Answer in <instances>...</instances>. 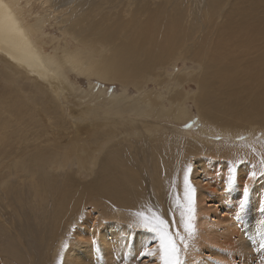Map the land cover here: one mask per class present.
I'll return each instance as SVG.
<instances>
[{
	"label": "bare ground",
	"instance_id": "6f19581e",
	"mask_svg": "<svg viewBox=\"0 0 264 264\" xmlns=\"http://www.w3.org/2000/svg\"><path fill=\"white\" fill-rule=\"evenodd\" d=\"M44 1L50 2V0ZM150 1L93 0L86 10H79L74 6L62 8L60 11L55 10L56 14L53 18L61 31L64 44L61 45V40L52 38L53 51L44 53L41 47H37L36 42L42 45L46 42L43 28L49 15L35 14L34 17H31V8H28L30 6L27 0H0V63L10 70L5 74L7 82L15 86V88L13 87L14 91H19L21 86L25 87L27 91L31 90V93L41 94L43 101L50 104L46 111L42 108V112L48 117V120H51L48 115L52 109V112L59 114L57 121H60L61 125L64 117L62 116L64 113L63 100L70 101L77 93H82L81 90H76L75 84L69 82L65 77L64 72H69L85 77L89 84L92 79L108 84H120L121 92L117 95L105 96L103 91L97 90L94 95L100 101L110 99L111 102H102L103 106L112 103L118 107L115 111L119 110L121 114L129 112L135 117L142 116L146 121V124H143L144 136L149 135L148 137L155 141L159 138L160 129L159 125L153 122V119L155 121L156 118L154 116L169 117L176 122L187 120L194 113L188 102L193 103L197 109V123L199 122L201 125L204 120L206 123L208 121L215 127V133L229 134L232 135V138L239 135V130H242L249 136L254 135L260 128H258L259 123H254L249 118L250 115L260 119L264 128V106L257 108L264 101H260L261 98L260 100L249 98L250 94L256 91L258 94L264 93V16L261 17L264 15V11H260L262 12L260 17H258L259 15L252 17L255 15L254 12H258L264 7V0H235L234 2L208 0L203 9L201 22H197V24L201 23L202 27H198L194 31L190 27L191 24L187 26L190 17L188 0H158L157 5ZM75 2L77 1L75 0ZM243 3H247V5H243ZM225 8L228 9L226 13H224ZM222 13L223 16H221ZM251 13L254 14L251 15ZM25 16H28L29 20H25ZM197 33H199V37L195 39L194 36ZM68 37L75 42V46L72 47ZM191 41L193 43L188 44ZM181 50L184 51L181 52ZM187 53L190 60L197 63V70L186 68L183 64L184 68L176 73L166 72V66L164 67L166 62L172 59L175 62L179 57L186 58ZM159 65L162 67L161 73L155 72V68ZM149 81L154 85L151 89L147 86ZM189 81L196 84V91L186 90V84ZM128 87L134 89L135 96H130L127 93ZM239 95L245 98V103H247L246 107L248 108H245L247 117H238L225 111V109H232L228 105L229 100L234 104V100L241 99L238 97ZM218 98H221L224 107L222 110L213 112L214 102ZM37 100L35 99L36 104H38ZM239 102L241 101L236 104ZM19 106L14 108L11 106V108L6 101H0V165L4 164L6 157H11L14 160L10 163L15 170H24L25 174H29L28 184L31 191L28 196L33 200L37 199L40 208H42L48 199L47 195L38 188L35 175L37 172L38 174L44 173V169L51 162L49 160L56 157L55 155L61 151V147L58 151L55 144L45 145L41 147V151H38L40 147L37 144L32 147L30 144H22L13 149L15 143L10 144L12 139L9 140L5 125L8 122H15L17 125L15 131L21 132L19 134L22 135L27 134L28 129H33L32 126L31 128L23 126L20 121L22 118H18V111L21 109ZM57 110H61V113ZM100 110L98 107L89 106L81 108L76 117L84 120L86 123L84 128H100L99 137H105V140L110 141L111 148L119 144V141H116L119 135L124 133L123 135L126 136L128 131L132 135L137 134L139 129L138 125H135L137 123L123 125L121 122L109 120L110 117H103ZM27 112L28 110L26 113H22L24 118L35 114L37 110L35 107H31L29 114ZM90 115L92 116L90 120L93 122L88 120ZM99 118L100 120H98ZM78 126L74 125L73 127L79 129ZM209 128V131L213 130L212 127ZM19 136L21 135L14 137L15 140ZM166 136L163 135L161 139L165 140L168 137ZM178 138L179 136L176 134L173 139L174 143L178 142ZM168 141L172 146L170 138ZM184 144L188 146L186 151L190 150L194 164L198 166L195 169L197 173L206 172L208 164L201 153V147L206 144H201L195 139L191 142L185 141ZM184 144L181 143L182 148ZM171 146H169L170 149H172ZM28 147L33 148L34 152L29 151ZM49 153L54 154L49 156ZM107 160L103 162V165L101 164L100 175L91 181L90 186L94 188L93 192L98 197L103 193L106 198L114 201L117 205L116 214H111L112 219L105 220L101 217L99 222L92 223L90 219L89 225L81 226L84 232L77 233L75 241L62 251L64 252L63 264H109L110 261H113L114 264H127L129 262H127L128 254H134L130 257L131 260H136L144 251H146V257H142L143 262L140 264H160V244L153 237V233L146 229L140 230L141 227L137 224L134 226L135 230L132 229L131 225L133 224L126 222L121 212V208H123L125 211L143 212L146 215L142 194L139 195L137 189L131 186L100 192V189L106 188L103 185H108L106 175L111 173L110 167L115 165L110 162L113 160L111 156H108ZM180 161L182 162V160ZM176 162L178 163V161ZM144 168L146 170V164H144ZM195 172L196 180L192 183L201 190L197 192L195 229L191 239L187 242L188 247L185 250L183 264L256 263L255 250L258 249L260 242H264V200L259 203L251 202L249 205H237L231 195L235 194L234 197L238 198V195H244L247 190H241L234 184L235 186H227L226 191H217L220 188L215 187L214 189L208 182L201 185L205 177L202 176L203 180L200 182L197 180L198 176ZM148 173L152 178L151 171L148 170ZM214 181L219 182L217 179ZM154 182L155 178L151 181V188L154 196L158 199ZM63 188L62 185L61 190L55 192L57 197L61 198V202L53 201L55 206L53 215H57L59 220L69 210L68 203L65 202L69 199H63L65 194H61ZM97 190L99 192H96ZM1 213L2 209L0 208V231L3 230L8 235L16 236L14 234L16 232L11 226H7L8 221ZM117 216L124 224L116 220ZM136 219L139 220V217ZM56 226L53 218L52 228L54 229ZM170 229L172 228L170 227ZM1 235L0 238H2ZM155 235L157 236V234ZM18 241L20 244L19 239ZM13 253L15 252L0 239V264H10ZM16 261L22 263L20 259ZM27 261L32 264L31 258H28Z\"/></svg>",
	"mask_w": 264,
	"mask_h": 264
},
{
	"label": "rangeland",
	"instance_id": "374dc122",
	"mask_svg": "<svg viewBox=\"0 0 264 264\" xmlns=\"http://www.w3.org/2000/svg\"><path fill=\"white\" fill-rule=\"evenodd\" d=\"M27 1L29 2L30 6L28 8H31V17H34L35 14L49 15V18L43 28V36H45L46 42L43 45L36 42L37 47H41L44 53L53 51L51 46L52 38L59 39L61 40V45L64 44L61 36V31L59 30V27L56 25L53 18L56 14L55 10L60 11L62 10V8H70L72 6H74L75 8H79V10H86L89 7V3L93 2V0H76L78 3L75 2V0H50V2H45L44 0ZM188 1V5L190 6V17L187 26L191 24L190 27L193 29L192 31H194V29L202 27V24H197V22H201L203 15L202 13L204 11L203 9L204 7H206L208 0ZM234 1L235 0H229V2ZM150 2L154 3L155 5L159 3L158 0H151ZM80 4L82 5L80 6ZM244 4L247 5V3H243V5ZM167 7L169 6L167 5ZM166 9L169 10L168 8ZM227 11L228 9L225 8L224 13H226ZM260 11H264V7H262L261 10H258V12H254L255 15H253L254 13H251V15H253L252 17H255L257 15H259L258 17H260V15L262 14V12ZM223 15L224 14L222 13L221 16ZM263 16L264 15H261V17ZM25 17V20H29L28 16ZM187 29L189 28L187 27ZM194 37L195 39H197V37H199V33L195 34ZM42 38L44 39V37ZM68 40L70 41L72 47L75 46V42L71 40L70 37H68ZM191 43L193 42L191 41L188 44ZM182 51L184 50H181V52ZM188 55L189 54L187 53V56H185L186 58L179 57L175 62L173 61V59L169 62H166L164 65V67L166 66V72L169 74L176 73L181 68H184V65L186 66V68L190 67V69L197 70V63L192 62ZM172 63L174 64L173 66L171 65ZM9 71L10 70L6 66L0 63V101H6V103L13 108L20 105L19 107L21 109H19L18 111V118H22L20 121L23 123V126H28V128H31V126L33 127L32 130L28 129L27 134L24 133V135H22L19 134L21 132L17 133V131H15L17 129V125L15 122V124L12 122H8L5 125L7 129H5L6 131H8L6 133H8V137L10 138L9 140L12 139L10 141V144L12 142L15 143L12 148L15 149L22 144H30L31 147L34 144H37V146L39 145L38 147H40L38 151H41V147H44L45 145L55 144L57 150L59 149V147H61V151H59L60 149L58 151L62 153L61 154L58 152V154L55 155L56 157L49 160L52 163L50 162V164H48L47 168L44 169V173L38 174L37 172L35 175V182H38L39 185L38 188H40V191L47 195L46 197L48 199L44 203L42 208H40L39 201L37 199L33 200L28 196L31 191L28 184L29 174H25L24 170H15L10 163L12 160H14L11 157H6L4 160V164L0 165V208L2 209L1 214L6 217L8 221L7 226H11L16 232L14 234L18 236L16 237L14 235H8L3 230L0 231V234H2V238H0L2 242L8 245V247L15 252L13 253L12 259L10 258L12 260L11 263L9 261L10 264H29L27 261L28 258L32 259V264H63L64 252L62 251L66 250L70 246L71 242L75 241L74 238L75 235L77 236V233L84 232L82 229L83 227L81 226L89 225L90 219L92 220V223L94 221L99 222L101 217L105 220L112 219L111 214H116L117 205L114 203V201L112 202L110 198H106L103 193L99 195L100 197H98L93 192L94 188L90 186L92 184L91 181L99 177L100 166L101 164L103 165V162L108 161V156H111L113 158V160H111L110 162H112L113 164L115 163V165L114 167L113 165L110 167L111 173L109 175H106V181L108 182H105L109 185V188L108 185H103L106 186V188L102 186L105 189H100V192L115 189L117 187L119 189H122L123 187L128 188L131 186L137 189L139 195L142 194V197L144 198L146 215L151 217L152 214L155 213V215L159 217V219L165 222L164 228L166 231L168 229V233H171L169 235H173V237L175 236L177 246L180 248V258L182 262H184L183 258L185 254V248L183 244L180 243V237L183 236L187 240V242L191 239L187 237V234L184 233L183 228L181 227L182 209L179 207L180 204L184 203L185 172H188L189 174L190 186L195 189L193 204V224L196 215L195 201L197 199V192L198 190H201L200 188L195 187L192 183L196 180L194 172L196 171L195 169L198 166L194 164L193 156L190 150L189 152L186 151V148L188 146L184 144L185 141L191 142L193 139H195L201 144H206V146L203 145V147H201V153L208 164V169L204 173L200 172L201 174L197 173V171L195 172L198 176V181L201 182L203 180L201 179L202 176L205 177L201 185L208 182V184H211V187H213L214 189L215 187H219L220 189H216L217 191H226L228 187L235 186L234 184H236V186H238L241 190L246 189V193L244 195H238V198L234 197L235 194L231 195L232 200L234 199L237 205H249L251 202L259 203L260 201L264 200V128L261 125L262 122L260 119H256L252 115H250L249 117L254 123H259L258 128L260 129H258L254 135L249 136L248 133L246 134V132L239 130L240 134L231 138L232 135L229 134L222 135L219 133H215V127L208 121L206 123V120H204V122H201V125L199 122L197 123V109H195L196 107L193 103L188 102L189 107H191V109L193 110L192 112L194 113L192 114V117L187 120L176 122L169 117L154 116L156 118L155 121L153 119V122L159 125L160 129L159 138L155 141L154 139L149 138V135L144 136L145 134L143 132V124H146V121L142 116L135 117L129 112L121 114L119 110L115 111L118 109V107L116 105H113L112 103L106 105L108 107L103 106L102 102H111L110 99H103L102 101H100L94 95L97 91H103L105 96L117 95L121 92L120 84H108L96 79H92V82L89 84V81L85 77L76 76L73 73L69 72H64L66 75L65 77L68 79V81L74 83L76 90H81L82 93H77L75 97H73L70 101L63 100L62 105L64 113L62 114V116L64 117L63 124L61 125V123H59L60 121H57L59 114H57L56 112H52V109H50L51 111L49 112L51 113L48 115L50 116L51 120H48V117L45 116V114L42 112V108H44L46 111V108H49L50 104L49 102L43 101L41 94H35L34 92L31 93V90L27 91L25 87L21 86V89L19 91L13 90V87L15 88V86L8 83L5 78V74H7ZM155 72L161 73L162 67L160 65L157 66L155 68ZM147 86L149 89L154 87L151 81L147 83ZM92 87L94 88V90ZM186 87V90L190 89L191 91H196V84L192 81H189L186 84ZM15 93L16 95H14ZM127 93L130 96H135V91L132 87H128ZM85 94H87L88 96ZM16 96L18 97L16 98ZM238 97H241V99L238 100L241 102H239V104H236L238 101L234 100L233 103L236 104L234 106V104H232L229 100L228 105L232 107V109H225V111L228 114L233 113V115H236L238 117H247L245 116V108L248 107H246L247 103H245V98H242V96L240 95ZM250 97L259 100L261 98L260 101H264V93L258 94L257 91L253 94H250L249 98ZM35 99H38V104H36ZM220 102H222L221 98H218L214 102L215 105L213 106V112L222 110V108L224 107V103L222 102V104L220 105ZM88 106L92 108H100L103 117H110L109 120H114L118 123L121 122V124L123 125H134L135 123H137L135 124L139 127L138 132H136L137 134L132 135V133L128 131L126 132V136L123 135L124 133L122 135H119L116 139V141H119V146L117 145L111 148L112 143L110 141L105 140V137H99V133L101 130L100 128H84L86 124L84 120L76 117V114L80 112L81 108L83 109ZM263 106L264 102L263 104L258 105L257 108L259 109ZM31 107H35L37 112L29 117L26 116L24 118V115L22 113H26V111L28 110L27 113L29 114ZM215 107L217 110L215 109ZM57 111L61 113V110ZM90 119H92L91 115L88 117V120L93 122V120ZM98 120H100V118ZM74 125H79V129L74 128ZM209 127H212L213 130L209 131ZM176 134H178L179 138L177 139L178 142L174 143L173 139ZM17 135L21 136L17 137L18 139L15 140L14 137H16ZM163 135H167L168 137L166 136L167 138H165V140L164 138L161 139ZM172 136L174 137L172 138ZM169 138L170 141H172L171 143H173L172 146L168 141ZM181 143L184 144L183 148L181 147ZM169 146H171L172 149H170ZM31 147H28V150L34 152V149ZM52 154L54 153H49V156H51ZM180 160H182V162ZM176 161H178V163ZM144 164H146V170H144ZM120 167H124L125 169L123 170ZM147 168L149 171H151L153 175L152 178L149 177L150 175ZM252 173H256L254 178L252 176ZM154 178V188L158 194V199H156V197L154 196L151 188V181L154 180ZM214 179L219 180V182H215ZM224 182L225 184H223ZM117 184L118 186H116ZM62 185L64 186V188L61 194H65V196L63 195V199H69V201H65L68 203L69 210L66 212V215L64 217L61 216L59 220V217L57 215H53L55 210L53 201L61 202V198L57 197L55 192L60 191ZM96 192L99 191L97 190ZM254 196L255 198H253ZM121 210L120 211L123 213L122 215L125 221L129 224H133L131 225L132 229L135 230L134 226L136 224L137 226H140L139 220L136 219L138 218L136 212L125 211L123 208H121ZM53 218L54 223L57 225L54 229L52 228ZM116 220L120 221L121 219L117 216ZM121 223L124 224V222ZM170 227L172 229H170ZM144 229L145 228L143 227L140 228V230L142 231H144ZM146 231L148 230L146 229ZM152 233L154 235L153 237L156 238V240L160 244L158 235L156 236V233ZM177 233H179V235H177ZM18 239L20 240V244ZM257 248L258 249L255 250V253L257 255L255 258L256 263L254 264H264V242H260V245H258ZM131 255L134 256V254H128L129 258L127 262H129L127 264H140V262H143L142 257H146V251L142 252V255H140L141 259L138 258L136 260H131ZM1 256L9 258L5 255ZM17 259H20L22 263L20 261L17 262ZM109 264H114V262L110 261Z\"/></svg>",
	"mask_w": 264,
	"mask_h": 264
},
{
	"label": "snow or ice",
	"instance_id": "6c2138e0",
	"mask_svg": "<svg viewBox=\"0 0 264 264\" xmlns=\"http://www.w3.org/2000/svg\"><path fill=\"white\" fill-rule=\"evenodd\" d=\"M256 173H252L253 178ZM246 191V189H245ZM194 196L195 189L189 184V174L185 172L184 176V203L180 204L181 211V227L187 237L191 238L194 233ZM139 217L140 226L147 229L150 232H154L158 235L160 241V264H183L180 258V248L177 246L175 237L169 235L165 230V222L159 217L152 214L151 217L145 215L143 212L136 213ZM179 235V233H177ZM180 243L183 244L185 250L188 247L187 240L181 236ZM151 254V253H147Z\"/></svg>",
	"mask_w": 264,
	"mask_h": 264
}]
</instances>
